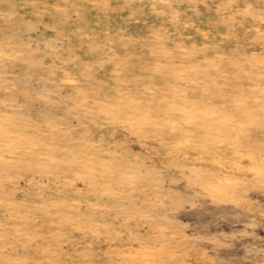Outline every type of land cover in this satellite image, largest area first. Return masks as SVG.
<instances>
[{"label": "rangeland", "instance_id": "rangeland-1", "mask_svg": "<svg viewBox=\"0 0 264 264\" xmlns=\"http://www.w3.org/2000/svg\"><path fill=\"white\" fill-rule=\"evenodd\" d=\"M0 264H264V0H0Z\"/></svg>", "mask_w": 264, "mask_h": 264}, {"label": "bare ground", "instance_id": "bare-ground-1", "mask_svg": "<svg viewBox=\"0 0 264 264\" xmlns=\"http://www.w3.org/2000/svg\"><path fill=\"white\" fill-rule=\"evenodd\" d=\"M118 37V36H117ZM118 40H121V39H118ZM121 42V41H120ZM174 46H176V45H174ZM135 48V47H134ZM177 48V47H176ZM186 49V48H185ZM183 52V51H182ZM198 52V51H197ZM201 53V52H200ZM205 54V53H204ZM97 55V54H96ZM183 57V56H182ZM181 57V58H182ZM208 57V56H207ZM186 58V57H185ZM194 58V57H193ZM209 58V57H208ZM192 59V58H191ZM163 110H165V109H162V112H163ZM117 112H120V111H117Z\"/></svg>", "mask_w": 264, "mask_h": 264}]
</instances>
